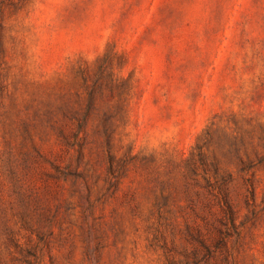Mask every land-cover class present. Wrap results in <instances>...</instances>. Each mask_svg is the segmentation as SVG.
<instances>
[{"label": "rangeland", "instance_id": "obj_1", "mask_svg": "<svg viewBox=\"0 0 264 264\" xmlns=\"http://www.w3.org/2000/svg\"><path fill=\"white\" fill-rule=\"evenodd\" d=\"M0 264H264V0H0Z\"/></svg>", "mask_w": 264, "mask_h": 264}]
</instances>
